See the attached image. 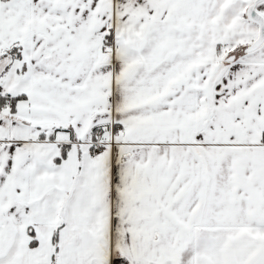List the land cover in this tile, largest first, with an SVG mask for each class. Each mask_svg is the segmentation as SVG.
Returning a JSON list of instances; mask_svg holds the SVG:
<instances>
[{
  "label": "snow or ice",
  "instance_id": "snow-or-ice-1",
  "mask_svg": "<svg viewBox=\"0 0 264 264\" xmlns=\"http://www.w3.org/2000/svg\"><path fill=\"white\" fill-rule=\"evenodd\" d=\"M0 264H264V0H0Z\"/></svg>",
  "mask_w": 264,
  "mask_h": 264
}]
</instances>
